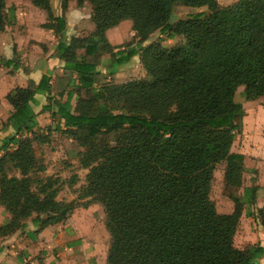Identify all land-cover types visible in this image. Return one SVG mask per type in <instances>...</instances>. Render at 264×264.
<instances>
[{
  "label": "trees",
  "instance_id": "1",
  "mask_svg": "<svg viewBox=\"0 0 264 264\" xmlns=\"http://www.w3.org/2000/svg\"><path fill=\"white\" fill-rule=\"evenodd\" d=\"M29 1L45 12L42 27L57 36L63 68L61 76L28 79L6 95L12 110L4 126L13 135L0 140V205L10 217L0 237L27 219L41 228L61 223L75 208L55 199V179L31 176L44 170L32 146L39 129L32 105L41 93L47 95L42 111L83 149L81 196L103 208L107 264H259L264 248L234 244L242 203L231 197L232 212L219 213L210 191L222 162L225 186L241 184L242 156L230 151L242 114L234 94L242 85L245 99L264 96V0H75L90 4L94 30L84 37L65 36V16L53 13L50 0ZM69 1L59 0L61 11ZM4 2L0 32L7 24ZM177 4L208 12L170 23ZM123 20L131 21L137 44L114 51L105 32ZM156 32L182 41L163 46L150 39ZM89 36L109 55L111 73L138 56L148 79L100 85L102 54L88 51ZM4 66L18 68L12 59ZM103 134L113 141H97ZM7 163L18 176L6 174Z\"/></svg>",
  "mask_w": 264,
  "mask_h": 264
},
{
  "label": "crops",
  "instance_id": "2",
  "mask_svg": "<svg viewBox=\"0 0 264 264\" xmlns=\"http://www.w3.org/2000/svg\"><path fill=\"white\" fill-rule=\"evenodd\" d=\"M79 10L80 8L78 9V18L80 19L75 22L69 23L65 16L64 34L67 37L88 36L94 30V25H90L81 18ZM15 15L17 17L16 13ZM17 20L18 18H16ZM114 28L117 26L111 27L105 32L106 38L112 46L121 43L110 37ZM47 31L48 34L45 33L46 41H53L51 53H55V55L48 56L46 64L42 67L41 75L36 74V69L31 70L28 77L25 78L24 85L19 82L21 87L26 85L28 79L37 84L43 75L49 76L51 80L62 75L63 61L56 54L57 36L54 37L50 29ZM14 51H17V43L15 49L13 51L11 49V52L14 53ZM134 57L138 58V56ZM16 63L17 69L11 67L15 70V74L20 70V65L18 62ZM13 83L16 84V81ZM70 88L66 90L68 91ZM238 93L242 95L241 100L236 97ZM46 96L41 93L34 95L36 104L32 105V110L36 114L39 126L44 121L40 120V117L45 112L42 111V106L46 104ZM53 96L58 98L56 95ZM73 97L70 101L71 104ZM62 98H65V94ZM234 101L241 105L242 114L236 121L239 131L235 134L230 151L242 156L241 184L240 186H225L223 181L225 163L222 162L224 164L221 181L226 195L222 198L221 205L219 207L215 205V207L219 213H230L234 206L231 197L237 198L242 203L243 208L233 240L238 249L245 251L255 245L264 248V224L262 223L264 221V96H259L255 100H247L243 86L240 85L236 88ZM12 135L11 127L4 126L0 129V140L5 136ZM91 210L92 208L75 209L65 221L49 224L42 228L32 220L23 221L20 227L0 237V264H107L109 234L105 228L104 216L98 217L92 214L93 210ZM9 217V213L0 205V225L5 224ZM256 261L259 264H264V253L260 254Z\"/></svg>",
  "mask_w": 264,
  "mask_h": 264
},
{
  "label": "rangeland",
  "instance_id": "3",
  "mask_svg": "<svg viewBox=\"0 0 264 264\" xmlns=\"http://www.w3.org/2000/svg\"><path fill=\"white\" fill-rule=\"evenodd\" d=\"M217 1L220 5H226L234 0ZM50 3L53 13L66 16L69 23L80 19L78 18V9L80 8L81 18L90 25H93L90 17V4L88 2H84L78 6L75 0H70L66 11H61L59 0H50ZM4 4L7 24L4 31L0 32V129L4 127L5 117L12 110L6 99V95L15 87H21L19 82L24 85L25 78L28 77L31 70L36 69V74L41 75L42 67L46 64L45 62L48 56L53 54L51 53L53 41H46L47 36L45 33L48 34V31L42 28V24L48 21L45 12L31 5L29 0H5ZM197 12H208V10L205 6L196 8L177 4L173 9L171 15L172 21L170 23H175ZM15 13L17 17H15ZM16 18H18L17 21ZM116 26L117 28L112 29L110 37H113L115 41L118 40L121 43L116 45L117 47L113 49L114 51L137 44V37L131 29L130 21H123ZM53 36L55 37L54 33ZM88 38V51L100 54L105 52L102 45L95 41V37L89 36ZM150 39L152 41L159 40L166 47H171L182 41L180 37L170 39L166 34L161 35L157 32L152 34ZM16 43L17 53L15 51L13 53L11 49L12 51L15 49ZM83 52L84 49H78L76 51L78 55H82ZM6 56L11 58H7ZM6 59H12L18 62L20 70L17 74H15V70L11 67L4 66ZM109 62V55L104 53L100 57V62L97 65L98 71L101 74L100 85L106 83H123L134 79H148L137 57H132L126 64L118 66L113 73L107 69ZM10 75L13 76L11 77ZM14 81H16V84L13 83ZM23 85L22 87H25ZM236 97L239 100L242 99V95L239 93ZM73 98L72 104H74L76 96ZM55 99L63 100V98H55L53 96L50 101L53 102ZM40 120L44 121L39 126L36 120L39 129L36 130L37 138L32 139V146L35 158L44 167V170L31 173V176L41 179L47 177L55 179L54 187L57 188L55 199L58 201L73 202L75 206L74 210L92 208V214L98 217L104 216L103 208L99 203L92 201L90 197L81 196L82 187L85 184V175L87 173V169L83 168L79 163V157L83 150L82 147L62 131L63 127L57 125L48 112L45 111L44 115L40 117ZM22 134L23 137L33 138L30 133L23 132ZM113 138V134H103L97 137V141L112 142ZM13 147L12 145L10 146V148ZM223 164H218L214 170L210 191V197L217 207L221 205L222 198L226 195V190L223 188L221 181ZM5 171L8 176H18L17 170L13 168L11 163L6 164Z\"/></svg>",
  "mask_w": 264,
  "mask_h": 264
},
{
  "label": "water",
  "instance_id": "4",
  "mask_svg": "<svg viewBox=\"0 0 264 264\" xmlns=\"http://www.w3.org/2000/svg\"><path fill=\"white\" fill-rule=\"evenodd\" d=\"M171 21H172V17L169 18V22ZM250 264H255V263L251 262Z\"/></svg>",
  "mask_w": 264,
  "mask_h": 264
}]
</instances>
